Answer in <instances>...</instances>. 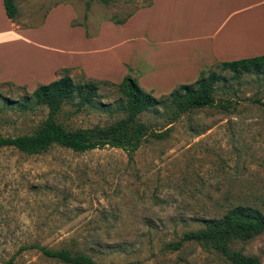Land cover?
<instances>
[{"label":"rangeland","instance_id":"1","mask_svg":"<svg viewBox=\"0 0 264 264\" xmlns=\"http://www.w3.org/2000/svg\"><path fill=\"white\" fill-rule=\"evenodd\" d=\"M151 2L15 0L11 23L15 30L35 28L51 8L69 5L73 25L96 26L124 20ZM208 70L221 76L213 104L177 119L161 107L143 114L151 131L131 159L111 148L74 153L54 147L35 156L0 149V264H63L36 250L17 253L31 244L81 253L96 264H228L185 237L234 206L264 215V71L236 77ZM70 75L75 83L98 82L97 109L67 104L59 123L76 130L121 118L109 115L121 99L112 82L86 78L78 69ZM33 91L0 82V136L29 135L42 126L46 108H13ZM229 248L264 264V234Z\"/></svg>","mask_w":264,"mask_h":264},{"label":"crops","instance_id":"2","mask_svg":"<svg viewBox=\"0 0 264 264\" xmlns=\"http://www.w3.org/2000/svg\"><path fill=\"white\" fill-rule=\"evenodd\" d=\"M75 19L72 6H55L35 28L15 30L0 0V82L32 91L63 69L116 84L132 72L159 97L219 63L264 55V0H152L122 24Z\"/></svg>","mask_w":264,"mask_h":264},{"label":"trees","instance_id":"3","mask_svg":"<svg viewBox=\"0 0 264 264\" xmlns=\"http://www.w3.org/2000/svg\"><path fill=\"white\" fill-rule=\"evenodd\" d=\"M100 1L108 3V0ZM2 3L7 19L14 22L17 16L15 0H2ZM127 18L112 22L122 24ZM215 68L220 71L228 70L236 77H239L241 73H248L250 69L262 72L264 71V55L219 63L215 65ZM208 71V69L201 71L194 83L179 85L160 98H155L151 93L143 90L134 78L127 75L120 83H111L117 88L121 99L109 115L112 117L120 113L121 118L106 126L69 130L56 119L61 114L62 107L72 104L76 110L97 109L95 99L98 82L89 80L85 83H75L69 74L70 69H63L62 75L57 80L38 86L22 102L13 106L21 112L39 107L46 108L48 117L43 121L42 126L29 135L0 136V149L12 148L27 156H35L54 147L69 149L74 153L111 148L121 150L131 159L151 131L141 121L143 114L151 113L161 107L172 109L174 119H177L192 110L206 108L213 104L214 85L220 81L221 76L214 71L207 73ZM205 224L206 230L189 233L185 238L199 242L204 248L213 249L222 254L228 264H260L258 259L244 257L241 253L231 251L229 248V243L233 241L245 242L264 234V215L259 210L248 206H234L220 220H207ZM31 250H36L46 258L63 264H96L87 255L72 253L67 249L52 250L38 244L20 247L17 253Z\"/></svg>","mask_w":264,"mask_h":264}]
</instances>
